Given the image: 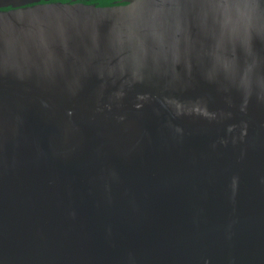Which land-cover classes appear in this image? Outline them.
<instances>
[{"label": "water", "instance_id": "water-1", "mask_svg": "<svg viewBox=\"0 0 264 264\" xmlns=\"http://www.w3.org/2000/svg\"><path fill=\"white\" fill-rule=\"evenodd\" d=\"M26 1L0 0V264H264V0Z\"/></svg>", "mask_w": 264, "mask_h": 264}, {"label": "flooded vegetation", "instance_id": "flooded-vegetation-1", "mask_svg": "<svg viewBox=\"0 0 264 264\" xmlns=\"http://www.w3.org/2000/svg\"><path fill=\"white\" fill-rule=\"evenodd\" d=\"M58 0H36L35 2H25V6H31L35 4H41V3H46V2H54ZM62 1H70L72 3H98L100 5H111V3H115L119 0H62ZM10 8V6H9ZM12 8V7H11Z\"/></svg>", "mask_w": 264, "mask_h": 264}]
</instances>
